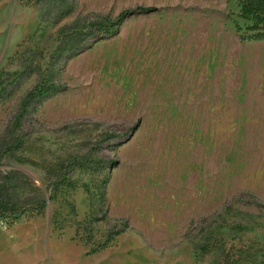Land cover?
Instances as JSON below:
<instances>
[{
  "label": "rangeland",
  "instance_id": "1",
  "mask_svg": "<svg viewBox=\"0 0 264 264\" xmlns=\"http://www.w3.org/2000/svg\"><path fill=\"white\" fill-rule=\"evenodd\" d=\"M124 13L117 35L91 38ZM239 13L234 0L0 10V145L33 96L23 150L0 151V179L13 174L26 210L0 218L1 259L264 264V40L237 29ZM64 169L77 188L49 201Z\"/></svg>",
  "mask_w": 264,
  "mask_h": 264
},
{
  "label": "trees",
  "instance_id": "2",
  "mask_svg": "<svg viewBox=\"0 0 264 264\" xmlns=\"http://www.w3.org/2000/svg\"><path fill=\"white\" fill-rule=\"evenodd\" d=\"M240 8L239 18L244 22V27H240L236 23V27L239 31H244L245 34H249L254 40H264V0H234ZM140 12V11H139ZM130 13H124L116 21L108 24H95L90 26L89 35L91 38L94 36L95 40H103L106 38L113 37L119 33L120 27L122 26L125 19ZM84 38V37H82ZM93 39V38H92ZM78 46L75 50H82L85 46V41L81 40L78 42L72 41L65 43V46ZM66 46V47H67ZM77 52V51H76ZM7 89L4 87V82L0 78V101L8 96ZM33 96L31 95L27 101L23 104L22 111L13 122L10 131L7 135L4 144L0 145V151L4 150L5 155L10 154L11 157L16 158V155L23 150L25 146V134L23 133V122L25 121L26 110L32 102ZM21 163L29 162L23 159H18ZM77 165L80 169H84L83 165H78L76 162L72 163ZM71 177L66 170H60L59 175L54 185L55 189L49 192V201H53L61 187L77 188L76 184L71 182ZM19 187L15 177L12 173H7L2 179H0V218L16 221L25 214L26 210L20 207L18 200L16 199L15 191ZM85 190L87 187L83 186ZM17 200V201H16ZM48 200L44 198V195L38 201L36 209L37 215H42L44 210L48 206ZM79 230H77V236ZM107 243H104L99 249H105Z\"/></svg>",
  "mask_w": 264,
  "mask_h": 264
},
{
  "label": "crops",
  "instance_id": "3",
  "mask_svg": "<svg viewBox=\"0 0 264 264\" xmlns=\"http://www.w3.org/2000/svg\"><path fill=\"white\" fill-rule=\"evenodd\" d=\"M11 0H0V10L7 6L8 4H10ZM3 248L2 245H0V251L1 249ZM1 254H0V264H34L33 260L32 261H29L28 259L26 258H21L19 259V261H16V262H13L9 259H1Z\"/></svg>",
  "mask_w": 264,
  "mask_h": 264
}]
</instances>
